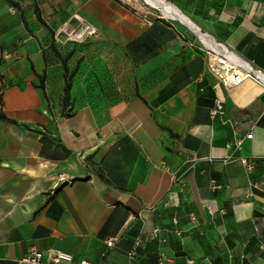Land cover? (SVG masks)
I'll list each match as a JSON object with an SVG mask.
<instances>
[{
    "label": "crops",
    "instance_id": "obj_1",
    "mask_svg": "<svg viewBox=\"0 0 264 264\" xmlns=\"http://www.w3.org/2000/svg\"><path fill=\"white\" fill-rule=\"evenodd\" d=\"M61 1L50 17L0 0V114L15 121L0 119V264L32 246L75 264H264V85H226L200 36L264 72V0H165L198 32L134 0Z\"/></svg>",
    "mask_w": 264,
    "mask_h": 264
},
{
    "label": "built area",
    "instance_id": "obj_2",
    "mask_svg": "<svg viewBox=\"0 0 264 264\" xmlns=\"http://www.w3.org/2000/svg\"><path fill=\"white\" fill-rule=\"evenodd\" d=\"M77 18L82 22V18L77 16ZM65 30V32L68 34V38L70 39H79V32L72 28L71 26L63 27L59 30L61 32L62 30ZM89 32H95L94 28H89ZM203 43V42H202ZM204 47L209 50V65L211 69L221 78V80L228 86L234 85L239 83L241 80L245 78H253L259 82H261L264 85V72L261 69L255 68L251 65L252 69H246L240 66L232 67V71H235V74L233 77L228 78L222 74L220 70H217L211 61V57L213 53H211V49H209L204 43ZM232 51V50H231ZM246 61V60H245ZM224 114V101L220 98H217L215 101L214 107L210 110V116L214 120L217 117H220ZM252 133L248 134L247 137L251 138ZM237 146H240L241 139L238 138L236 140ZM238 161L242 164L245 171L247 173L251 172L254 169L255 163L251 161L247 157H240ZM222 187L220 184L214 182L211 185V188H220ZM193 220L197 221L196 217L193 216ZM264 220V216H263ZM158 234V230H154L152 232V236H156ZM115 243V238H111L107 241V245L109 247H112ZM140 243V240H137L135 242V246H138ZM261 247L264 248V240L261 242ZM13 264H75L73 257L71 254L61 251V250H55V249H48V250H41L36 246H32L28 249L27 253L22 256L21 258L15 260ZM78 264H90L88 260H81Z\"/></svg>",
    "mask_w": 264,
    "mask_h": 264
},
{
    "label": "bare ground",
    "instance_id": "obj_3",
    "mask_svg": "<svg viewBox=\"0 0 264 264\" xmlns=\"http://www.w3.org/2000/svg\"><path fill=\"white\" fill-rule=\"evenodd\" d=\"M153 5L159 7L161 11L163 12L164 16L167 18H181L185 23L190 25L196 32H198V29L191 24L186 18H184L179 11L170 3L166 2L165 0H148ZM202 42L209 48L217 52L218 54L222 55L219 56H213V59L211 60L213 63V66L222 72V74L228 78L233 77L235 74V71L233 72L231 69L232 67H243L246 69H252V67L249 65L247 61L244 59H241L238 57L235 53L232 51L226 49L224 46L216 43L213 38L206 34L200 33ZM225 58V59H224ZM221 67V68H220Z\"/></svg>",
    "mask_w": 264,
    "mask_h": 264
},
{
    "label": "rangeland",
    "instance_id": "obj_4",
    "mask_svg": "<svg viewBox=\"0 0 264 264\" xmlns=\"http://www.w3.org/2000/svg\"><path fill=\"white\" fill-rule=\"evenodd\" d=\"M32 0H27V2H31ZM58 0H49L48 4H49V7L47 6V2L46 0H33V4L35 5V3H39L40 5H43L44 6V14L45 16H52L53 15V10H54V3L57 2ZM71 2L73 0H70ZM135 2H137V5L136 6H140L138 9H134V11L136 12H139L140 16L143 17V15H146L147 17L151 16V17H156L158 15L160 16H164V14L161 13V11L159 9H156L154 7H152L151 5H149L145 0H134ZM64 5H66L67 3H69V0H62L61 1ZM78 2V1H77ZM62 4V5H63ZM64 7V6H63ZM59 10L63 13L62 14V17L64 18L65 15H70L71 17L69 19H71V21H77V22H81L77 16L79 17H82L77 11L75 10H67L62 7L59 8ZM166 17V16H165ZM61 34H65L66 36H68V34L66 32H61ZM203 44V43H202ZM211 53H213L211 51ZM225 59V58H224ZM221 68V67H220Z\"/></svg>",
    "mask_w": 264,
    "mask_h": 264
},
{
    "label": "trees",
    "instance_id": "obj_5",
    "mask_svg": "<svg viewBox=\"0 0 264 264\" xmlns=\"http://www.w3.org/2000/svg\"><path fill=\"white\" fill-rule=\"evenodd\" d=\"M38 11V16L40 19L41 18V14H40V11L39 9L37 8L36 9ZM63 63L64 65L66 66V63H67V60L66 58H63ZM68 76V75H67ZM45 77L44 76H40V84H39V87L42 88L44 91H45V94H46V89H45ZM70 88H71V82H70V78H67V83H66V86H65V92H64V95L62 97V102H63V106H65L68 102H69V99H70ZM0 101L2 102V94L0 93ZM0 119H5V120H8V121H13L15 122L14 120L8 118L6 115L4 114H0Z\"/></svg>",
    "mask_w": 264,
    "mask_h": 264
},
{
    "label": "water",
    "instance_id": "obj_6",
    "mask_svg": "<svg viewBox=\"0 0 264 264\" xmlns=\"http://www.w3.org/2000/svg\"><path fill=\"white\" fill-rule=\"evenodd\" d=\"M262 99L264 100V95L262 96Z\"/></svg>",
    "mask_w": 264,
    "mask_h": 264
}]
</instances>
